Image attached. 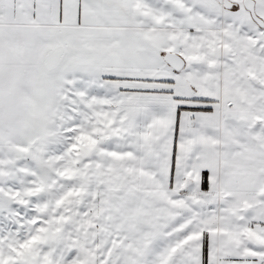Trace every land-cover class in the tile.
I'll return each instance as SVG.
<instances>
[{"label": "snow or ice", "instance_id": "6c2138e0", "mask_svg": "<svg viewBox=\"0 0 264 264\" xmlns=\"http://www.w3.org/2000/svg\"><path fill=\"white\" fill-rule=\"evenodd\" d=\"M0 264H264V0H0Z\"/></svg>", "mask_w": 264, "mask_h": 264}]
</instances>
